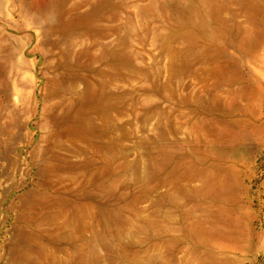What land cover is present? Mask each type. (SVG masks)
<instances>
[{"label": "rangeland", "instance_id": "obj_1", "mask_svg": "<svg viewBox=\"0 0 264 264\" xmlns=\"http://www.w3.org/2000/svg\"><path fill=\"white\" fill-rule=\"evenodd\" d=\"M0 264H264V0H0Z\"/></svg>", "mask_w": 264, "mask_h": 264}]
</instances>
